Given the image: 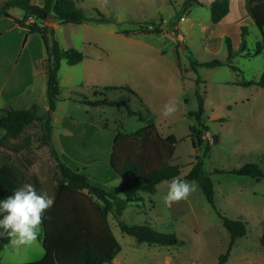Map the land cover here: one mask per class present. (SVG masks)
<instances>
[{"label": "rangeland", "instance_id": "1", "mask_svg": "<svg viewBox=\"0 0 264 264\" xmlns=\"http://www.w3.org/2000/svg\"><path fill=\"white\" fill-rule=\"evenodd\" d=\"M76 1L86 15L95 18L94 10H98L106 21L56 23L53 38L63 49L80 51L83 58L75 65L61 60L55 109L49 111L47 107L43 42L37 33L25 40L24 29L14 25L0 39V112L28 107L32 102L39 105L41 114L48 116L50 112L51 145L59 158L72 169L89 171L92 183L111 190V178L117 177L108 164L112 136L131 132L144 122L128 116L122 105L90 107L78 100L81 96L93 99V90L121 86L122 89L104 92L105 97L126 101L133 109L142 110L144 105L150 112L146 118H152L159 133L176 137L170 163L180 165L179 177L192 183L194 191L186 199L165 202L168 181H162L143 202L127 203L120 217L127 224L173 233L181 241L177 245L137 243L107 215L120 246L110 264H217L219 255L227 250L229 234L198 184L184 178L198 153L189 136V128L196 124L189 112L196 109L198 87L204 99L198 130L210 146L203 172L213 182L215 207L227 217L247 222L245 235L236 239L223 264H264V247L258 242L264 225V88L255 84L264 68V52L252 55L255 42L261 38L256 27L248 24L247 48L240 51V29L229 26L227 36L233 53L227 60L224 39L209 43L204 38L213 26L209 21V0H202L203 6L192 1L185 6V0ZM240 1L232 0L236 14ZM20 11L12 9L16 15ZM34 21L32 17L26 19ZM240 21L248 23L245 18ZM6 22L0 17V28ZM168 31H173L179 40ZM212 59L222 64L191 66L193 62ZM196 79L202 81L198 86ZM240 81L254 84L241 86L237 84ZM123 87L131 89L142 103ZM166 104L175 109L169 115L163 114ZM39 134L40 122L24 127L15 139L4 138L0 128V165H12L21 186L32 184V177H36L41 190L53 197L57 169L49 148L38 143ZM213 136H218L217 143L212 142ZM25 138L31 140L30 146L14 152ZM246 162L257 163L263 177L255 180L212 173L213 168L227 170ZM43 253L38 238L27 246H13L9 241L0 251V262H31Z\"/></svg>", "mask_w": 264, "mask_h": 264}, {"label": "trees", "instance_id": "2", "mask_svg": "<svg viewBox=\"0 0 264 264\" xmlns=\"http://www.w3.org/2000/svg\"><path fill=\"white\" fill-rule=\"evenodd\" d=\"M191 1L197 5L204 4L198 0H185V6ZM230 0H212L209 4V21L212 24L219 22L229 11ZM22 10V17L18 18L8 12L10 8ZM244 8L252 24L260 34V41L255 42L252 55L264 52V0H244ZM33 9L41 10L44 15L38 16ZM96 17L88 16L77 5L76 0H43L41 6L31 3L30 0H5L0 5V17L11 19L13 23L25 30V38L37 33L44 45L45 51V95L49 111L55 109L58 100V70L62 59L68 65H75L83 58V54L70 47L61 48L53 38L52 23L58 25H80L85 22H104L103 14L94 10ZM32 17L34 22H26ZM239 50L245 51L247 27L241 25ZM174 36L176 34L174 33ZM227 60L232 56L231 41L224 39ZM177 45H179L177 43ZM247 53V52H246ZM222 62L212 59L205 62H193L192 67H215ZM202 83L196 79V85ZM241 86L254 84L252 81H240ZM264 88V68L255 83ZM124 90L136 94L129 88ZM122 87H105L101 91H92L93 99L83 96L78 100L88 106H123L128 116H135L144 122L139 128L128 133H117L112 139L108 164L120 181L111 190H106L89 180L84 170L72 169L58 156L51 145V123L48 116L40 113V107L32 102L24 108H5L0 112V128L4 131V138L19 137L24 127L40 122V134L37 141L42 146L49 148L57 169L53 188V204L44 213L41 225V235L38 240L43 248V255L39 259L20 264H110L119 252L120 246L115 239L107 215H111L120 230L132 236L137 243L177 245L181 241L173 233H163L144 225L127 224L121 220V214L127 203L143 202L145 197L155 193V186L162 181H169L179 176L180 165L171 164L177 139L173 134L161 137L152 118L147 119L149 109L144 105L142 110L133 109L126 101L109 100L104 96L107 90H117ZM196 109L189 112L196 124L189 128L191 145L197 148L198 153L194 158L184 178L198 184L205 201L212 207L221 225L229 234V241L225 253L220 254L217 264H223L228 252L237 238L245 235L247 222L233 219L221 214L215 207L213 182L209 175L203 172V160L209 152L208 140H202L198 125L204 111L203 95L199 88L195 90ZM138 99V98H137ZM139 100V99H138ZM140 101V100H139ZM141 102V101H140ZM142 103V102H141ZM145 113V116L143 115ZM222 121V119H221ZM212 142H218V136L212 137ZM31 140L25 138L23 144L13 151H21L30 146ZM212 173H229L237 176H248L255 180L263 177V171L255 162H246L238 168L218 169L213 168ZM32 185L39 191L41 185L36 177H32ZM20 178L16 169L8 164L0 165V199L11 195L20 187ZM7 235L0 236V251L9 243ZM259 245L264 247V225L258 238ZM0 264H13L1 263Z\"/></svg>", "mask_w": 264, "mask_h": 264}, {"label": "clouds", "instance_id": "3", "mask_svg": "<svg viewBox=\"0 0 264 264\" xmlns=\"http://www.w3.org/2000/svg\"><path fill=\"white\" fill-rule=\"evenodd\" d=\"M174 106L166 104L164 115L174 111ZM194 191V185L176 176L168 181L165 202L186 199ZM53 197L47 191L37 190L25 183L11 195L0 199V236L7 235L13 246H27L35 242L40 234L44 213L51 208Z\"/></svg>", "mask_w": 264, "mask_h": 264}, {"label": "crops", "instance_id": "4", "mask_svg": "<svg viewBox=\"0 0 264 264\" xmlns=\"http://www.w3.org/2000/svg\"><path fill=\"white\" fill-rule=\"evenodd\" d=\"M5 1V0H0V5L2 4V2ZM32 4L34 5H37V6H41L42 4H39V3H43V0H30ZM200 2H202L203 4H205V2H203L202 0H198ZM212 0H209L207 2V4H210ZM12 9H14V7L8 9V12L11 14V15H14L18 18H21L22 17V10L20 12H17L18 15L14 14L12 12ZM5 18V17H4ZM240 18H245L248 23L247 24H244L240 21ZM5 20L7 21L5 26L0 28V39L5 35V32L6 30L12 28L15 24L13 23V21L11 19H8V18H5ZM249 23H252L251 20L249 19V17L247 16L246 14V11H245V8H244V0H241L240 1V6H239V11H238V14L234 13L232 11V0L229 1V11L228 13L217 23L213 24V26L211 27V30H207L205 33H204V38L206 39L207 42H211L213 39H216L218 42L221 41V39H225V37H228L227 34H228V28L229 26H232V25H235V28H238L240 27L241 25H245L247 28H248V24ZM56 23H52L51 26L54 30V28L56 27ZM8 27L7 29H4ZM164 29V28H163ZM218 29V30H217ZM164 32V31H163ZM170 32V31H168ZM23 35H25V30H23ZM172 37L175 38V40H179L178 37L174 36V32L171 31L170 32ZM173 33V34H172ZM164 34V33H163ZM162 35V33L160 34ZM167 35V34H166ZM248 35V34H247ZM170 36V35H169ZM28 37V36H27ZM27 37L25 38V40L27 39ZM171 37V36H170ZM180 37V36H179ZM257 40V38H255ZM46 56V55H45ZM45 58V57H44ZM28 86V85H27ZM28 87H31V86H28ZM101 91V90H100ZM105 96V94H104ZM14 97V96H13ZM88 106V105H87ZM101 106V105H100ZM104 106V105H102ZM90 107H99V106H90ZM157 128V127H156ZM158 131V130H157ZM159 133V131H158ZM160 134V133H159ZM169 135V134H167ZM167 135L165 136H162L160 134L161 137H166ZM114 135L112 136V139H113ZM75 169H78V168H75ZM78 170H84V168L82 169H78ZM88 173V176H89V179H90V173L89 171H85ZM116 176H112L111 178V185H110V188L114 187L115 185L118 184L119 182V178L118 176L115 178ZM115 178V179H114ZM92 179V178H91ZM93 180V179H92ZM95 181V180H94ZM95 184L99 185L100 187L104 188L100 183L98 182H95ZM159 184V183H158ZM105 189V188H104ZM155 191H156V186H155ZM114 260V258H113Z\"/></svg>", "mask_w": 264, "mask_h": 264}, {"label": "water", "instance_id": "5", "mask_svg": "<svg viewBox=\"0 0 264 264\" xmlns=\"http://www.w3.org/2000/svg\"><path fill=\"white\" fill-rule=\"evenodd\" d=\"M32 12L38 16H43L44 13L41 10L33 9ZM183 47V46H182ZM50 116V112L48 113V117Z\"/></svg>", "mask_w": 264, "mask_h": 264}, {"label": "built area", "instance_id": "6", "mask_svg": "<svg viewBox=\"0 0 264 264\" xmlns=\"http://www.w3.org/2000/svg\"><path fill=\"white\" fill-rule=\"evenodd\" d=\"M182 19V18H181Z\"/></svg>", "mask_w": 264, "mask_h": 264}]
</instances>
